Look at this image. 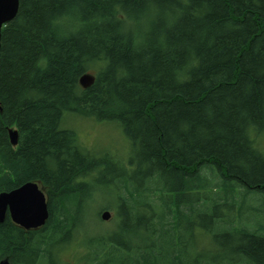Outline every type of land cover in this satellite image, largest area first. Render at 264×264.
<instances>
[{
	"label": "trees",
	"instance_id": "obj_1",
	"mask_svg": "<svg viewBox=\"0 0 264 264\" xmlns=\"http://www.w3.org/2000/svg\"><path fill=\"white\" fill-rule=\"evenodd\" d=\"M69 12L81 29L63 38L53 22ZM84 72L95 77L85 89ZM0 107V192L36 181L48 207L37 229L7 213L0 260L195 264L181 233L200 227L238 233L232 263L264 264V220L220 213L242 215L238 192L258 193L248 208L264 211V0H19L1 28ZM66 113L120 127L125 157L103 169L113 177L100 178ZM94 183L114 187L117 227L88 235Z\"/></svg>",
	"mask_w": 264,
	"mask_h": 264
},
{
	"label": "rangeland",
	"instance_id": "obj_2",
	"mask_svg": "<svg viewBox=\"0 0 264 264\" xmlns=\"http://www.w3.org/2000/svg\"><path fill=\"white\" fill-rule=\"evenodd\" d=\"M64 116L63 126L72 129L76 132L77 138H79L80 142L85 148L90 150V158L97 164L99 167L98 173L100 174V178H111L114 176L113 173H106L103 169H105V165L108 161H118L125 157V153L127 152L126 139L123 136V133L120 127L115 122L110 121H98L95 119H89L84 117H78L71 113H66ZM124 138V139H123ZM260 146L264 148V139L261 140ZM88 150V151H89ZM106 185H108L106 183ZM100 184H92L90 190V204H89V216L87 223V227L85 230H82L81 233L93 235V234H101L107 233L109 231L116 230V215L114 212L115 203L108 200L106 190L112 189L109 186H102ZM114 188V187H113ZM105 191V192H104ZM237 200L242 201L244 203L243 208L241 209L242 215L239 216L235 210L231 212H225V209H220V213L225 217L229 218L230 221L237 224L238 222L241 224H245L250 227H257L261 221L264 220V211L262 210V217L259 214L258 209H249L248 207L257 208L260 204L259 194L258 193H237ZM103 210H108L111 213V217L108 220H103L100 217V213ZM209 218L204 219V221H208ZM220 224V223H219ZM238 225V224H237ZM228 228V227H227ZM219 230V228H217ZM227 230V229H225ZM211 234L203 231L200 227H195L194 231L182 232V238L186 242L187 246V254L191 257L196 256L198 258L197 264H244V261L240 260L237 263H232L229 257L224 259H218L216 257V262L209 261L208 255L216 253V252H226L229 253L228 247L226 246V240H228L227 236H225L222 232H216ZM176 240V234L172 238ZM79 250L84 249V245L80 244L78 246ZM61 259L64 261H68L72 263L75 260L74 257V248L72 245L64 244L61 248ZM81 252V251H80ZM58 252L56 249L52 250V255L56 256ZM206 254V257L203 256ZM231 255V254H230ZM3 259H8L3 258ZM75 260L72 264H83L82 261ZM45 264V263H42Z\"/></svg>",
	"mask_w": 264,
	"mask_h": 264
},
{
	"label": "water",
	"instance_id": "obj_3",
	"mask_svg": "<svg viewBox=\"0 0 264 264\" xmlns=\"http://www.w3.org/2000/svg\"><path fill=\"white\" fill-rule=\"evenodd\" d=\"M18 5L19 0H0V34L1 28L16 16ZM94 78L92 73L84 72L79 83L85 88L93 83ZM18 136L16 128H8V137L13 146L18 143ZM46 200L43 188L36 181H28L10 191H2L0 192V222L8 213L11 221L19 227L25 230L37 229L44 225L48 218ZM100 217L108 220L111 213L103 210ZM0 264H10V262L8 259H1Z\"/></svg>",
	"mask_w": 264,
	"mask_h": 264
},
{
	"label": "bare ground",
	"instance_id": "obj_4",
	"mask_svg": "<svg viewBox=\"0 0 264 264\" xmlns=\"http://www.w3.org/2000/svg\"><path fill=\"white\" fill-rule=\"evenodd\" d=\"M73 16H71V12H69V14H62V15H59L58 17H56V19L54 20V22H53V27L59 32V34H61V37H63V38H65V37H69L70 35H72V34H74V33H76V31H78L79 29H81L80 27H79V25L80 24H77V23H75V22H73L74 21V19L72 18ZM54 18V17H53ZM52 18V19H53ZM53 21V20H52ZM78 25V26H77ZM0 38H1V34H0ZM43 60V59H42ZM45 60V59H44ZM43 60V61H44ZM40 61V60H39ZM43 63L44 62H41L40 63V65H43ZM82 75V74H81ZM81 75L78 77V83H79V79H80V77H81ZM79 85H80V83H79ZM81 86V85H80ZM90 86V85H89ZM88 86V87H89ZM82 87V86H81ZM88 87H85V88H88ZM82 88H84V87H82ZM84 88V89H85ZM63 126V125H62ZM219 179V178H218ZM175 195V193H174V191H171L170 192V195H169V197H168V199L170 198V197H172V196H174ZM203 199H206L207 198V196H203L202 197ZM47 201V200H46ZM48 208V207H47ZM222 216V215H221ZM220 215H219V217H221ZM217 217V216H216ZM238 225H241V223H237ZM236 224V225H237ZM69 241H71L70 239L68 240V242ZM226 244H227V246H229V247H231V248H235V249H239L240 248V243H239V240H238V233L237 232H235L234 234H233V238H228V240H226ZM246 245H248V244H245V246ZM203 255H205V257H206V254H203ZM229 256H231L230 255V252L229 253H226V252H221V253H219V252H216V253H213V254H210V255H208V258H209V261H211V262H216L217 260H216V257L218 258V259H224L223 257H229ZM36 261V260H35ZM35 261L34 262H32L31 264H34L35 263ZM195 264H197V263H195Z\"/></svg>",
	"mask_w": 264,
	"mask_h": 264
}]
</instances>
